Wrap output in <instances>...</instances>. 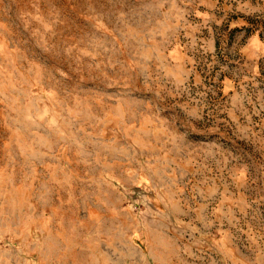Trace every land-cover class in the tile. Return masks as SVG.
<instances>
[{"label": "rangeland", "instance_id": "rangeland-1", "mask_svg": "<svg viewBox=\"0 0 264 264\" xmlns=\"http://www.w3.org/2000/svg\"><path fill=\"white\" fill-rule=\"evenodd\" d=\"M251 33L264 0H0V264H264Z\"/></svg>", "mask_w": 264, "mask_h": 264}, {"label": "crops", "instance_id": "crops-1", "mask_svg": "<svg viewBox=\"0 0 264 264\" xmlns=\"http://www.w3.org/2000/svg\"><path fill=\"white\" fill-rule=\"evenodd\" d=\"M241 49L247 58L254 59L264 53V39L258 33H251ZM223 83L224 87L230 84L228 78Z\"/></svg>", "mask_w": 264, "mask_h": 264}]
</instances>
